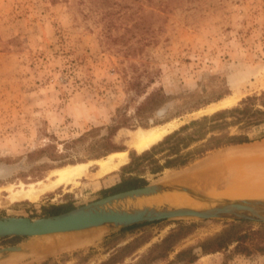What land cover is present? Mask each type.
Returning <instances> with one entry per match:
<instances>
[{
	"label": "rangeland",
	"instance_id": "obj_1",
	"mask_svg": "<svg viewBox=\"0 0 264 264\" xmlns=\"http://www.w3.org/2000/svg\"><path fill=\"white\" fill-rule=\"evenodd\" d=\"M160 90L169 100L150 115L149 128L124 127L110 139L127 153L119 169L95 179L91 175L99 169L97 160L110 154L88 159L83 163H90V175L77 185L43 190L36 201L11 200L14 192L40 191L49 184L59 159H87L102 148L100 140L117 112L134 115L148 95ZM263 92L264 0H0V218L49 217L56 207L76 209L104 198L107 190L130 176L122 170L131 161L130 152L142 153L130 144L134 131L175 122L169 135ZM230 96L238 98L234 105L217 107ZM262 133L264 125L252 129L250 136ZM235 147L244 146L215 149L157 174L132 172L147 184L177 174L180 178L187 169ZM166 155H157L161 163ZM178 222L198 227L167 258L143 259ZM226 222L236 221L171 219L134 225L143 226L132 231L100 228L89 232L95 241L77 248L68 247L66 238L80 233L5 237L0 239V250L21 245L30 246V253L13 255L0 264H103L135 240L147 242L118 264H264V255L247 254L236 244L201 253L198 245L220 233ZM251 223L254 230L261 224ZM62 239L66 247L59 245ZM188 249L196 255L193 261L181 254Z\"/></svg>",
	"mask_w": 264,
	"mask_h": 264
},
{
	"label": "trees",
	"instance_id": "obj_2",
	"mask_svg": "<svg viewBox=\"0 0 264 264\" xmlns=\"http://www.w3.org/2000/svg\"><path fill=\"white\" fill-rule=\"evenodd\" d=\"M168 100L169 97L162 90L155 91L148 95L144 102L137 107L134 115L127 117L118 111L112 125L107 127L108 134L100 140L103 142V144H100L102 148H97L96 152L86 157L87 159L80 157L59 159V163L53 167L60 168L66 165L83 163L88 159H100L111 153L123 151V148L113 146L110 141L116 132L124 127L131 129L137 127L149 128L150 115H153L157 110L164 107ZM263 125L264 92L258 96H248L234 107L219 110L211 115L193 120L189 124L182 126L179 130L167 135L162 141L151 146L141 154L137 155L134 151L130 152L131 161L122 168L130 176L123 178L118 185L107 190L108 193L104 197L145 186L147 182L139 176L133 175V169L141 171L149 170L152 174H157L166 168L185 166L209 151L264 139V133L254 138L250 136L252 129ZM231 128H235L236 132L232 133L230 131ZM91 132L86 133L85 136ZM209 134H211L210 137H208ZM80 139L82 138L76 141ZM204 140L206 141L195 149L185 151L193 143ZM163 152H168L169 155H166L164 163H161V159L157 155ZM73 209L74 207L71 205L56 207L53 209L51 215H58ZM225 225L226 227L220 233L205 239L198 245L202 254L216 253L236 244L237 249L241 248L247 254L259 252L264 255V223H261L256 230L253 229L250 221L226 222ZM142 226L127 227L122 229L121 232L132 231ZM197 227V223L187 224L178 222L177 226L161 242L150 247L143 259L155 261L167 258L175 246L181 240L191 235ZM146 242L147 240L143 243ZM143 243H138L136 240L128 243L117 249L103 264H118L123 262L126 257L131 256L137 251ZM181 254L189 255L191 261L196 258V255H192V249L183 251Z\"/></svg>",
	"mask_w": 264,
	"mask_h": 264
},
{
	"label": "water",
	"instance_id": "obj_3",
	"mask_svg": "<svg viewBox=\"0 0 264 264\" xmlns=\"http://www.w3.org/2000/svg\"><path fill=\"white\" fill-rule=\"evenodd\" d=\"M162 180L143 187L112 194L73 209L41 218H0V239L5 237H30L38 234L79 231L102 228L109 231L134 225L171 219H219L264 223V193H251L231 197L191 183ZM183 193L202 204V207L171 205L154 202L157 196ZM48 226V227H47ZM24 230L17 232L16 230ZM88 229V230H90ZM12 231L16 232L11 235ZM30 253L21 245L0 250V261L16 254Z\"/></svg>",
	"mask_w": 264,
	"mask_h": 264
},
{
	"label": "bare ground",
	"instance_id": "obj_4",
	"mask_svg": "<svg viewBox=\"0 0 264 264\" xmlns=\"http://www.w3.org/2000/svg\"><path fill=\"white\" fill-rule=\"evenodd\" d=\"M237 99L238 98L236 96H230V97L224 99L223 101L219 102V105H217V107L221 108V107L232 106L237 102ZM176 126L177 125L175 122H171V123L165 124L164 126L153 127L150 129H138V130L133 132V134L131 136L130 144L138 152H143L146 149H149L151 146H153L157 142L161 141L163 139V137L165 135H167L171 130L176 128ZM231 147L233 148V146H231ZM224 150H226V149H224ZM254 150L264 152V145H261L259 147H251V148H248V147L236 148L235 147L234 149H229L227 151L219 152L215 156H213V157L211 156L212 157L211 159L206 160L200 164H197V165L191 167L190 169H187L184 173H182V175L180 173V175L182 177L178 178L179 175L177 174V175L173 176L174 178H170L168 176L166 179L173 180L172 182L177 181V182L191 183V184H194L195 186H202V187H205V189H207V190L217 192L216 188L219 186L217 184H212L211 179H213V177H219L221 175H217L214 173L215 172H222L224 169H227V168H233L234 165H240V162L245 160L244 158L246 157V155L252 154L254 152ZM126 161H127V153L126 152L112 153L106 159L97 160V163L99 165V169L97 170V172L95 174L93 173V175H91V176L94 177L95 179H98L99 177H103L105 175H108V174L116 171L117 169H119L121 165L126 163ZM89 167H90V163H79V164L68 165V166H65L62 168L55 169L51 172L53 179L50 181L49 184H46V185L44 184L40 191L39 190L36 191L33 188H31L29 190L14 192L11 196V200L17 201V200H22V199H30L32 201H36L38 199V197H40L39 193L42 194L43 190L45 191L46 189H57L60 187L69 186V185H73V184L77 185L79 183L80 179L87 177V176L89 177V175H90L89 171H88ZM251 183H255V182H251ZM257 183H263L264 184V182H257ZM261 190H264V188H261V189H258L257 187H255V188L252 187V188H247V189H243V188H241V189L240 188L239 189L234 188L233 189V188H231L230 190H226V195L231 196V197H236V196L239 197V196H245V195L251 194V193H256L257 191H261ZM153 201L158 202V203L166 202V203H169L171 205H183V206H189V207H195V208L202 207L201 203H199L198 201L194 200L193 198H191V197H189L183 193H172V194H167L164 196L163 195L157 196L156 198L153 199ZM11 218H27V217H11ZM88 229H90V228H88ZM88 229H85V230L83 229V230H79V231L38 234V235L30 236L29 238L46 237V236L62 235V234L63 235L64 234H68V235L69 234H71V235L75 234V236H76V234L78 235L80 233L79 236L73 237L72 239H70L69 237L66 238L64 236L67 239L66 244L68 247L77 248V247L86 246L87 244H90L93 241H95L94 239L96 238V236L89 234V232L91 230L100 229V228L92 227L90 230H88ZM16 231L17 232H24V230H22V229L16 230ZM84 232H88V234H86ZM93 232H95V231H93ZM11 233H12L11 235H14L16 232L12 231ZM81 233H84V234H81ZM65 238H63V239H65ZM68 238H69V240H68ZM62 240L59 243V245H61V246H62V244H65V241L64 240L62 241ZM54 243H56V242H53V244ZM48 246L49 245H47V247ZM62 247H66V246L63 245ZM55 248H56V246H55ZM26 249H27V247H26ZM43 249H45V248H43ZM52 249H54V248H52ZM34 251H36L35 248H34ZM41 251H43V250H41ZM20 259H22V258H19V260ZM13 260L15 261V258ZM11 262L13 264V261H11Z\"/></svg>",
	"mask_w": 264,
	"mask_h": 264
},
{
	"label": "crops",
	"instance_id": "obj_5",
	"mask_svg": "<svg viewBox=\"0 0 264 264\" xmlns=\"http://www.w3.org/2000/svg\"><path fill=\"white\" fill-rule=\"evenodd\" d=\"M261 145H264V139L250 143L240 144L239 146L251 148L259 147ZM244 159V161L240 162V165H234L233 168L224 169L222 171V173L224 174L223 178H219V176L213 177V179H211L212 184H217L218 186H220V188H216V191L226 194V190H230L231 188H264L263 183H257L264 182V152L254 150L252 154L246 155ZM218 189L221 190L219 191ZM256 193H264V190L257 191Z\"/></svg>",
	"mask_w": 264,
	"mask_h": 264
}]
</instances>
